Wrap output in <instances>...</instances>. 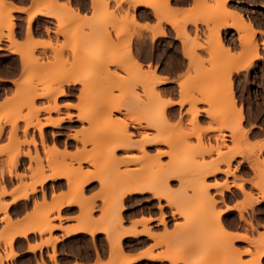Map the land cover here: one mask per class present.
I'll return each instance as SVG.
<instances>
[{"label":"rangeland","instance_id":"rangeland-1","mask_svg":"<svg viewBox=\"0 0 264 264\" xmlns=\"http://www.w3.org/2000/svg\"><path fill=\"white\" fill-rule=\"evenodd\" d=\"M130 1L135 2L133 0H92L91 16L81 18L78 17L79 15L71 13L68 8V5H70L69 0L61 3L56 0H31L33 7L35 5L43 8L47 6V9L56 11L55 17L62 16V27L57 24L55 34L56 36H62L63 40L53 44L51 40L43 43L42 41H37L38 39L36 38L37 42L35 41L34 43L26 36L24 43L21 46H16V49L21 50L26 57L25 63L36 59L37 63L35 62L36 64L34 63L33 65L38 68V71L35 74L28 75L26 74L27 64L26 67L23 65L21 77L13 81V94L7 97L0 107V135L6 125L10 127L7 142L0 144V160L2 163L0 168V198L6 194L2 178L6 169L10 171L14 166L15 158L19 154L29 151L30 160H33L38 152L37 142L36 145L27 142L31 138L35 139L33 134L30 137L27 136L29 128L38 129L30 126L25 131L26 120L24 118L30 117L33 121L42 123L47 120L48 116L54 119L57 118L52 116L53 113L60 114L62 109L76 107L78 120L82 123H87V125L78 129H69L67 133H56L54 130L45 129V126L53 128L54 125L43 126L42 136L44 135L45 137L43 136L42 140L45 145L43 146L41 140L40 143L46 153V168L50 170V173L48 175L43 174L44 167L42 163L35 167L30 163L28 165L29 173H23L20 176L24 188L38 182V173H42L41 179H43L46 177L51 178L54 173H63L65 175V173H71L75 170L72 175H67L70 185H77L89 174H94L102 185L97 196L85 199L80 196L79 192L71 191L66 193L64 200H75L82 204L84 207L82 218L86 219L88 216L92 217L96 207V200L99 199L101 201L99 219L104 223L112 244L113 240L123 231L119 228L123 223V192L135 185L146 187L144 189H147V186H152L147 191H152L153 195L158 199L160 210L158 219L163 225V231L155 235V243L157 246L163 247L165 253L168 254L174 251H184H181L183 254L182 258L178 259L175 264L181 262L185 264L188 260L194 264H257L256 261H253L255 260L256 249L251 243L254 244L257 240L258 242L264 241V225L255 222L253 219V214L255 213L252 212L251 217H245L240 213V223L236 224V226L239 230L244 231L242 234H245L249 240L228 237L221 229L220 224H223L225 229H228L229 226H234V214H230L231 222H228V220L220 222L219 217H215L218 212L215 209V195L220 194L219 192L223 188L224 183H229L227 180L228 176L239 170V165L232 166L233 157L247 152L254 156L253 163H250V166L257 172L256 180L261 181L260 185V182L257 181L256 183L255 180L254 182L259 186L255 185V183H252V186L256 187L261 196L264 197V158L261 155V148L255 151L254 146L243 142L242 133L244 130L241 127V122L239 123V120H241L239 118L240 112L229 101L230 91L233 86L232 71L239 64L245 62L247 58L249 59L254 50H257L260 54L259 58H261V45L255 37V30L245 27L243 30H239L242 43L240 52L230 54L229 48H224L221 40L216 39V32L219 30L220 34L221 26L228 24V20L231 22L237 14L241 13L243 17L244 14L242 12L248 14L249 18L254 22L264 24V0H234L237 4L236 8L240 10V12L237 11V14L227 8L228 0L226 2H223V0H194L191 8L184 13L177 12L175 8V10L172 9V0L168 1L169 4L167 3L169 7L166 3L165 5L163 2L159 3L162 0H152L155 2L159 1L161 8L158 9V5L154 7V10L163 11L161 13L159 11L155 12L157 21L160 19L159 23H162L160 25L156 22L158 27H163V23H167L166 19H173L171 17L177 18L178 24L182 22V20L180 22V18L186 19V31L189 22L194 25L193 38L189 32H186L189 35V39L188 36L185 37L186 34L182 37L179 36V26L176 30L172 26L176 37L181 42L185 40L182 42V44L184 43L183 45L188 43V49L189 46L194 47L191 49L194 54L191 56L188 72L178 80V103L180 104V109L174 107L168 111L164 108L165 113L162 110L163 105L170 98H166V93L160 88L163 83L156 82L157 77L161 76L156 74L155 70L150 72L148 68H144L145 66L149 67V64H136L135 61H138V59H135L133 53H131V58L126 55L117 64L109 63L107 67H105V64L104 67H101L103 65L101 59H106V56L102 55L105 48L101 49L95 44H98L97 39L100 38L103 27L111 29L112 37L110 40L113 42L117 41L116 33L113 30H116L119 34L124 32L130 36V41L129 43L126 42V45H130L132 52V43L134 41L137 46L145 43L146 38L139 32L141 27L131 20V13L134 12L133 14H135L137 5L133 8V4ZM185 1L187 2L188 0ZM2 2L0 0V23L4 24L5 22L7 25H2L0 29H11L9 22H13L14 17L10 8ZM104 3L106 4L104 5ZM105 7H108L109 12ZM111 14L118 16L117 18L115 17L114 22L110 20ZM133 16L136 17L135 15ZM31 21L30 27L32 25L31 30L35 39L36 32L34 27L36 23L34 18ZM99 22H101L100 29ZM103 22L106 23V26ZM102 23L103 27L101 26ZM94 24L95 29L98 26L97 29L100 31L96 29L97 31L95 32V29H93ZM157 26L155 25V27ZM201 26L206 28L204 36H201ZM58 27L63 28L64 33H58ZM45 29L47 33L50 31L49 27ZM155 30L157 29L155 28ZM155 30L153 32H156ZM0 35L2 37L1 31ZM124 44L121 46H119L120 44L116 45L119 47L113 48L117 51L122 50L121 48L127 47ZM174 44L176 43L174 42ZM168 47L172 49L171 43H169ZM114 49L111 48L110 50ZM38 50L42 53L50 52L53 59H41ZM114 51H109V53L111 52L112 54ZM195 51L197 52L196 54ZM200 51L206 52L208 57H201ZM65 53H70L72 59H68L64 55ZM176 54H179L178 49ZM262 54L264 55V47ZM99 55L101 57H98ZM107 58H110V55ZM159 61L163 62V59H159ZM205 63H208V66H205ZM123 65H127V69H123ZM189 71H192V73ZM251 74L256 75L254 76L255 79H250ZM261 74H264V58L252 64V70L246 78L243 75L238 77V90H242L245 93L247 88L255 87L256 78H259ZM69 78H77L82 89L76 97L77 102L75 104L70 102L60 103L59 97L56 100V104L59 105V112L51 111V113H48L45 110H40L41 106L49 103L53 105V101H48L45 97L36 98L34 105L28 107L24 103L26 96L23 97V91H19V89H24L28 83H32L35 95L38 92H42L45 88H56L59 81ZM100 84H103V86H100ZM241 98L244 100V95ZM199 103L208 105L203 110L211 123L205 127L200 126L198 122L201 110ZM183 104L188 105L184 112L181 111ZM95 106L96 109L102 106L106 110L109 109V111L96 110L94 109ZM66 114L70 113L67 111ZM18 117H21V119H18ZM16 118L18 122L22 121L24 123L23 138L18 136V127L15 135L11 132L9 122ZM136 122L143 124L153 122L154 125L151 128L143 126L134 128L132 125L137 126ZM124 128H127L128 132L131 131L132 135L129 137L128 143L122 144L123 142H120L122 139L114 137L113 132L119 133L118 131ZM92 130L96 131L95 136L88 134ZM84 131L87 132L85 133ZM226 132L230 134V144H228ZM107 133L112 134L108 135ZM56 135H66L67 139L72 137L78 143L75 151L69 153L66 145L63 149H59L55 144L49 145L47 137H56ZM13 136L16 137L13 138ZM145 137H168L169 144L146 146L144 157V154L142 155L143 152L140 151L139 142ZM191 138H195V142L190 141ZM121 144L123 146L118 149L117 146L120 147ZM32 146L36 151L35 156L31 155ZM158 150H164L166 154L159 156V158H151L156 155ZM207 155L210 156L209 159H204V156ZM84 164H87L88 167H84ZM182 166H184V170H181V168L183 169ZM217 168L218 171L220 170L225 174L224 182L222 184L217 182L214 184L209 183L207 181L208 176L213 171L215 172ZM178 169L179 171H177ZM25 177L30 178L28 184L24 182ZM241 181L243 182V180ZM175 182H177L176 186ZM204 186L208 187V192L204 197L203 195L199 196L200 187ZM213 187H215L216 194L211 193ZM242 192L245 195V199L240 207H244L246 203L257 201L258 198L254 197L250 191H245L244 185ZM157 194H160V197H157ZM163 201L172 208V214L178 216L174 220L171 229H168L169 223L166 222ZM4 204L0 200V212H3L2 207ZM53 207L49 206L46 208L53 209ZM258 210L264 213V204ZM44 211L46 209L41 212L44 213ZM49 212L47 215L48 221L44 223L47 228L44 230H50L52 227L49 224ZM4 215L3 212L2 220L5 222V230H3V233L0 230V248L1 246H8V243L3 238V235L8 233L6 230L9 231L8 234L14 232L12 225ZM38 215L39 213H35L34 216L28 218L25 222V227H32L33 224L36 227ZM180 218H182L181 221H179ZM5 226L7 227L5 228ZM262 243L264 245V242ZM197 244H201V247L194 246ZM111 253L108 264H120L122 257L119 259L120 261L117 260L115 263H110ZM6 256L2 257V259L8 258L9 254ZM171 264L173 263L171 262ZM260 264H264V256Z\"/></svg>","mask_w":264,"mask_h":264},{"label":"crops","instance_id":"crops-1","mask_svg":"<svg viewBox=\"0 0 264 264\" xmlns=\"http://www.w3.org/2000/svg\"><path fill=\"white\" fill-rule=\"evenodd\" d=\"M4 5L10 8L14 17V30L16 46H21L27 36V13L30 8L33 7L31 0H3ZM58 3L65 2L66 0H56ZM75 11L79 10V16L81 18H87L91 16V2L92 0H69ZM173 8L179 10L180 13L186 12L191 8L194 0H172ZM234 0L227 1V8L232 11L240 10L236 8ZM235 6V7H234ZM253 9V8H252ZM55 11V10H54ZM143 11V12H142ZM147 11V12H146ZM182 11V12H181ZM56 12V11H55ZM54 12V13H55ZM243 18L246 21H250L253 29L255 30V37L258 43L261 45V58H255L253 63H256L259 59L264 58V24L254 22L249 18V15L242 12ZM40 13L34 17L36 38L39 42H47L51 40L53 44L63 40L62 36H56L55 30L57 28V20L55 14ZM136 20L139 24H146L148 28H140L139 32L146 38L145 43L137 46L133 45L134 58L140 60V63L145 65L149 64L150 72L156 71V74L166 80L165 83L160 85V88L166 93V98L169 97L173 100V103L167 106L169 111L172 108L180 109L178 103V80L183 77L189 70V64L191 57L185 53L187 48L182 44L180 39L176 37L173 27L168 23H163L165 29L164 35L156 36L152 38L153 27L156 25L157 18L154 14V10L151 7L138 5L135 9ZM83 16V17H82ZM247 18V19H246ZM221 26L220 28V40L224 48H229L230 54H237L240 52L242 43L240 39V31L230 24ZM38 26V27H37ZM46 27H49L50 31L46 32ZM38 31H37V30ZM11 30L10 28H1L2 37L0 38V107L7 97H10L14 92L13 81L18 80L22 75L23 70V56L22 51H12V41L6 36ZM87 30V29H86ZM187 32L190 36L194 34V25L189 22L187 25ZM206 28L201 26V36H204ZM174 42L176 44H174ZM171 43L172 49L168 47ZM184 46V47H183ZM185 48V49H184ZM178 49L179 54H176ZM201 57L207 58L208 55L204 51L199 52ZM38 54L41 59H53L50 52L42 53L38 50ZM68 59H72L70 53H65ZM163 59V62L159 61ZM208 66V63H205ZM252 70V65L239 70H233L231 79L233 81L232 92L235 99L236 108L241 107L242 119L241 127L244 130L242 133L243 142L247 145L254 146V150L257 151L261 148V155L264 158V74H261L259 78H256L255 87L247 88L245 93L242 90H238V77L241 75L246 76ZM192 73V71H189ZM256 75L251 74L250 79H255ZM67 92L66 96L60 97V103L70 102L75 104L77 102V95L82 87L79 83H70L64 86ZM244 95L245 99L241 97ZM187 104L181 106V111L184 112L187 108ZM240 106V107H239ZM208 105L206 103H199L200 114L198 122L200 126H208L211 121L206 115L203 109H206ZM72 114L71 118H65L59 125L45 126L46 130H54L56 133H67L69 129H78L82 126H86L87 123H82L78 120L76 107H69L68 109H62L60 114L53 113V117H59L67 113ZM213 125V124H212ZM22 121L18 122V136L23 138ZM10 127L6 125L3 132L0 135V144H5L8 140V132ZM34 135L38 152L35 153L34 147H31V155L35 156L33 160H30L28 155L19 154L15 158L14 166L9 171L6 169L5 175L2 178L3 186L6 191L0 200L7 204V214L9 215V223L12 225L15 233L11 247L14 252L11 257L3 258L0 264H108L111 252V239L106 232V227L100 218L101 201L96 200V207L93 211V217L85 220L86 222H79L84 214V207L78 201L66 202L64 197L66 193L70 191L79 192L83 198L91 199L99 193L102 185L98 180L88 181L80 186L74 188L68 183V177L63 173H58L55 178L46 177L41 183V174L38 173V182L35 185V190L29 192L27 196H21L20 194L25 191L20 176L25 173L28 174V165L31 163L33 167L39 166L41 163L44 167V175H48L50 170L46 168V153L41 147L40 137L38 130L29 128L28 137ZM227 139L230 144V134ZM190 141L195 142V138H191ZM49 145L55 144L59 149L66 148L69 153L75 151V147L78 144L72 137L66 138V135H56V137H47ZM210 156H204V159H209ZM61 158V157H59ZM253 154L244 153L242 155H236L233 157L232 166L239 165V170L234 174H230L227 178L228 189L223 190L222 194L215 193V187L211 189V193L216 194L215 209L221 211L219 213V219L221 221L228 220L231 222L230 214H234V226H229L228 230L233 233H243V230H239L236 224L240 223L239 215L243 214L245 217H251L252 212L255 222L264 225V213L258 210V208L264 204V197L261 196L256 187L252 186V183L257 178V172L250 166L253 163ZM31 161V162H30ZM0 160V168H1ZM88 167L87 164L83 165ZM264 166V165H263ZM225 174L220 170L216 171L208 176L209 183L222 184L225 180ZM243 180L245 191H250L254 197H257V201L246 203L244 207H240L245 199V195L241 189L232 184L233 181ZM23 181V180H22ZM25 183L30 182L29 177L24 178ZM177 182H175V186ZM80 187V188H79ZM1 201V202H2ZM63 202L58 209L53 208L49 212V224H52L50 230L40 231L43 229L44 223L37 221L36 227L34 224L32 227H25L26 220L35 213H40L44 208L49 206H55L58 203ZM124 209L122 210L123 223L119 227L120 230L133 231V233L125 234L121 237V244L123 248V257L129 256L132 261L129 264H171L170 259H154L147 256L164 254L165 249L161 246H157L155 243V235L163 231V225L159 222L158 216L160 210L158 207V199L153 195L152 191L133 192L124 195L123 197ZM165 208L166 222L169 223L168 229H171L174 224V220L178 216L172 214V208H170L165 201L162 202ZM4 212V211H3ZM3 212H0V230L5 225L2 220ZM5 214V212H4ZM94 218V220H92ZM182 218L179 219L181 221ZM16 227H13V224ZM24 224V225H23ZM18 225V229H17ZM22 225V226H21ZM27 228L25 234L19 231ZM105 230V231H104ZM10 252L9 246H1L0 254L4 257L5 253ZM122 257V258H123ZM124 259V258H123ZM134 259V260H133ZM121 263V262H120ZM178 264H183L178 263Z\"/></svg>","mask_w":264,"mask_h":264},{"label":"bare ground","instance_id":"bare-ground-1","mask_svg":"<svg viewBox=\"0 0 264 264\" xmlns=\"http://www.w3.org/2000/svg\"><path fill=\"white\" fill-rule=\"evenodd\" d=\"M3 1V0H2ZM122 1V0H121ZM133 1H135L134 3L132 2V1H130V2H132V4H133V8H134V6H138V5H142V6H146V7H151L153 10H154V7L155 6H158L159 5V7H158V9L160 8V4L159 3H164V5H165V3H166V5L169 7V3H168V1L169 0H165V1H161V2H155V1H152V0H133ZM227 0H223V2H226ZM71 1H69V3H70ZM2 3H4V1L2 2ZM156 3H157V5H156ZM168 3V4H167ZM106 3H104V5H105ZM108 4V3H107ZM121 4V3H120ZM131 4V3H130ZM129 4V5H130ZM65 5H66V3H65ZM118 5H119V3H118ZM132 6V5H131ZM47 7V6H46ZM45 6H44V8L43 7H38V6H36L35 5V7H32V8H30V10L28 11V15H27V21H26V25H27V33L26 34H28L27 36H28V38H29V40L31 41V42H34L35 43V41L37 40L36 39V37H35V39H34V37H33V35L34 34H32V30H31V27H32V25H31V27H30V23L32 22L31 20L37 15V14H40V13H44L45 12V14H47V13H51V14H55L56 12L53 10H49V8L47 9ZM68 8H69V10L71 11V13H73V15H79V10L78 11H75L74 9H73V7H72V5H68ZM106 8V7H105ZM136 8V7H135ZM107 10H108V7L106 8ZM154 10V14H155V12H158L159 11V13H161V11L162 10ZM161 9V8H160ZM172 9H174L173 8V5H172ZM175 10V9H174ZM177 10V9H176ZM134 11V10H133ZM55 12V13H54ZM108 12H109V10H108ZM111 12V11H110ZM143 12V11H142ZM147 12V11H146ZM163 12V11H162ZM177 12H179V10H177ZM182 12V11H181ZM134 13V12H133ZM133 13H131V15H132V18H131V20L132 21H134V22H136V24L137 25H139V27H141V28H148V26H146V24H138L139 22H138V20L136 21V17H134L133 15H136V14H133ZM183 13V12H182ZM235 14H237L238 12L237 11H235L234 12ZM50 14V15H51ZM110 14V13H109ZM128 14V13H127ZM56 15V14H55ZM112 15V17H111V21L112 22H114L115 21V17L117 18L118 16H116V15H114L113 16V14H111ZM126 15V14H125ZM124 15V16H125ZM241 15V13H239V14H237L236 15V17L234 18V19H232V21L230 22V24L232 25V26H235L238 30H243L245 27L247 28V27H249L250 29H252L253 27H252V24H251V22L250 21H246L243 17H242V15ZM157 16H158V13H157ZM0 17H1V15H0ZM77 17V16H76ZM78 17H80V16H78ZM83 17V16H82ZM56 18H57V24L58 25H61V23L63 22V19H62V16H56ZM167 18H169V17H167ZM171 18H173L172 20H169V19H166L167 20V23H170V25L171 26H173V27H175V30H176V28L179 26V28H181V29H179L178 28V30H180V32H178L179 33V36H184L185 34H186V29H185V24H186V19L184 20V18H180V22H181V20H182V22L181 23H179L178 24V22L176 21L177 20V18L175 19L174 17H171ZM247 19V18H246ZM165 20V21H166ZM108 21H109V19H108ZM110 21V22H111ZM1 22V21H0ZM111 22V23H112ZM160 22V19H158V21H157V23H159ZM104 23V22H103ZM103 23H102V27L105 25L106 26V23H104V25H103ZM108 23V22H107ZM156 23V26L158 25ZM193 23H195V21H193ZM96 24V23H95ZM95 24H94V28L93 29H95ZM100 24H101V22H99V29L101 28L100 27ZM110 24V23H109ZM160 25L162 24V23H159ZM2 25H7V23H5L4 22V24H1L0 23V27H2ZM15 24H14V21L12 22V21H10L9 22V26L11 27V30H9V32H8V34L6 35L7 37H8V39L9 40H11L12 41V46H11V50L12 51H17V49H16V40H15V35H14V30H12V28H13V26H14ZM110 25H112V24H110ZM97 26V25H96ZM107 26H108V24H107ZM181 26V27H180ZM38 27V26H37ZM61 27H62V25H61ZM98 27V26H97ZM97 27H96V29H97ZM104 29H103V31H102V29H101V31H102V33H100L101 34V36H100V38L99 39H97V41H98V44L96 43L95 44V46L97 45V47H101V49H104L103 50V53H102V55L105 57L106 56V59H101V61L103 62V65H101V67H104V64L106 65L105 67H107L108 65H109V63L110 64H117V63H119V61L121 60V58L122 57H124V56H126V55H129L130 56V58L132 57L131 56V53H133L132 52V48L130 47V45H126L127 43L126 42H128L129 43V41H130V36H128V35H126V33H121V34H119V33H117L116 32V30H113L116 34V38H117V41L116 42H113V41H111L110 40V38L112 37V33H111V29L109 30L108 28H106V27H103ZM154 29L153 30H155V28L157 29V30H155L156 32H153L152 31V38L155 36V35H164L165 34V29H163V27H153ZM58 33H64L63 32V28H60V27H58ZM60 29H61V31H60ZM95 29V32L97 31V30H99V29H97L96 30ZM37 30V29H36ZM177 30V31H178ZM253 30V29H252ZM38 31V30H37ZM100 31V30H99ZM114 32H113V34H114ZM177 33V34H178ZM252 33H254V31H252ZM216 34H217V37H216V39H218V40H220L219 38H220V34H219V30H217V32H216ZM88 35V34H87ZM251 35H253V34H251ZM188 36V39H189V35H185V37H187ZM0 37H1V35H0ZM156 37V36H155ZM192 37V36H191ZM194 37V36H193ZM192 37V38H193ZM154 39V38H153ZM185 39V38H184ZM28 40V42L30 43V41ZM183 40V39H182ZM38 41V40H37ZM36 41V42H37ZM185 41V40H184ZM184 41H182V42H184ZM27 42V41H26ZM27 42V43H28ZM121 42H123V43H125L124 45H126L127 47H123V48H121L122 50H115L113 47H119V46H121V45H123V43H121ZM186 43V42H185ZM120 44V45H119ZM184 44V43H183ZM116 45H119V46H116ZM197 45V44H196ZM198 45H200L201 46V44H199L198 43ZM185 46L187 47L186 49H185V53L187 54V55H189L190 57L191 56H193L192 54H194V51L193 50H191L192 48H194V47H190L189 46V49H188V43H187V45L185 44ZM104 47V48H103ZM184 47V46H183ZM96 48V47H95ZM114 49V50H110V49ZM191 50V51H190ZM109 51H114L112 54H111V52L109 53ZM109 53V54H108ZM197 52L195 51V54H196ZM110 55V58H107L108 56ZM24 56V55H23ZM260 56V54L257 52V50H254V53L253 54H251V57H249V59L247 58V60H245V62H243V63H241V64H239L236 68H235V70H239V69H242V68H246V67H249L250 65H252V63H253V60H255V58H258ZM98 57H101V55H99ZM134 57V56H133ZM136 59V58H135ZM96 61V60H95ZM37 63V61H36V59H35V61H30V62H26L25 63V59H23V65L26 67V64H27V72H26V74H28V75H31V74H35V73H37V71H38V68H36L33 64L34 63ZM99 62V61H98ZM138 62H140V60L139 61H135V63L136 64H138V65H140L141 63H138ZM35 63V64H36ZM99 64V63H98ZM108 64V65H107ZM35 67V68H34ZM127 65H123V69H127ZM36 70V71H35ZM156 82L157 83H165L166 82V80L164 79V78H162V77H157V80H156ZM59 84H58V86H56V88L54 87H50V88H45L42 92H38L37 94H35L34 95V85L32 84V83H28V85L26 86L25 85V87H24V89H19V91L21 92V91H23V93H22V95H24L23 97H25V99L26 100H24L25 102V104L28 106V107H32L33 105H34V102H35V99L36 98H38V97H45L46 99H48V101H53V105L51 104V103H49V104H47V105H45V106H41L40 107V110L42 109V110H45V112L47 111L48 113H51V111H55V112H59V105H57L56 103V100L59 98V97H63V96H66L67 95V92L65 91V89H64V84H70V83H79V80L77 79V78H69V79H62L61 81H59L58 82ZM103 86V84H100V86ZM50 86V85H49ZM105 86V85H104ZM35 87H36V85H35ZM48 87V86H47ZM100 88H102V87H100ZM32 91H33V95H32ZM230 100L229 101H231V103L230 104H232V105H234L235 106V99H234V96H233V92H232V90L230 91ZM21 96V95H20ZM20 98V97H19ZM22 98V97H21ZM11 100V99H10ZM19 100V99H18ZM15 101V100H14ZM20 101V100H19ZM13 102V101H12ZM173 103V100H167L165 103H164V105H163V112L165 113V111H164V108H167V106H169L170 104H172ZM180 103H182V102H180ZM97 106V105H96ZM96 106H95V108L94 109H96ZM101 108H97L96 110H99V111H102V112H105V110H106V108H104V107H102V106H100ZM240 107V106H239ZM233 108V107H232ZM231 108V109H232ZM108 111H109V109H107ZM106 110V111H107ZM238 110H239V112H240V116H239V118L240 119H242V113H241V107L240 108H238ZM107 111V112H108ZM110 112H111V110H110ZM234 112V111H233ZM163 114V113H162ZM71 114H66L65 116H59V117H57V118H51L50 116H48L47 117V120L46 121H44V122H42V123H40L39 121H33V119L32 118H30V117H27V118H24L25 120H26V124H25V131L27 130V128L28 127H30V126H33V127H36L37 129H38V132H39V137H40V140H41V143L43 144V146L45 145L44 144V141L42 140V137L44 136H42V128H43V126H45V125H54V126H57V125H59L60 124V122L61 121H63L65 118H71ZM164 116V115H163ZM165 116H166V114H165ZM164 116V117H165ZM23 118V117H22ZM18 119H21V117H18ZM18 119L16 118V119H13L11 122H9L10 123V125H11V132H12V134H16V130H17V125H18ZM66 120V119H65ZM241 122V120H239V123ZM8 123V124H9ZM136 124H137V126L136 125H132L134 128H137V127H141V126H143V127H147V128H151V127H153V122H148V124L146 123V124H143V123H141V122H136ZM1 126V125H0ZM95 127V126H94ZM1 129V128H0ZM44 129V128H43ZM96 130V129H95ZM88 131V130H87ZM86 131V132H87ZM85 132V131H84ZM85 132V133H86ZM91 133H88V134H90L91 136H95L96 135V131H94V130H92V131H90ZM119 133H114L113 132V136L114 137H118V138H120V139H122V141H120V142H123L122 144H124V143H128V141H129V137L132 135L131 133V131L130 132H128L127 131V128H124V129H122V130H119L118 131ZM83 133V132H82ZM85 133H84V135H85ZM102 134V133H101ZM108 134V133H107ZM109 134H112V133H109ZM108 134V135H109ZM83 135V134H82ZM105 135V134H104ZM11 136V135H10ZM88 136V135H87ZM107 136V135H106ZM112 136V135H111ZM16 137V136H15ZM14 136H13V138H15ZM45 137V136H44ZM44 139V138H43ZM14 141L16 142V140L14 139ZM13 141V142H14ZM28 143H32L33 145H36V141H35V139L34 138H31L30 140H28L27 141ZM15 144V143H14ZM121 144V146L120 147H118L117 146V148L119 149V148H121L123 145ZM159 144H161V145H168L169 144V138L168 137H159V138H150V137H145V139H141L140 140V142H139V147H140V151H142L143 153H142V155L145 157V147L146 146H153V145H159ZM126 145V144H125ZM2 148H4V147H2ZM7 152V151H6ZM36 152V151H35ZM223 153V152H222ZM17 154V153H16ZM164 154H166V151H164V150H158L157 151V153H156V155H154V156H152L151 158H159V156H161V155H164ZM18 155V154H17ZM24 155H30V152L28 151V152H26V153H24ZM16 157V156H15ZM183 167V169L181 168V170H184V166H182ZM260 167V166H259ZM216 168V167H215ZM262 168V167H261ZM180 170V171H181ZM177 171H179V169L177 170ZM216 171H218V168L217 169H215V172ZM64 172V171H63ZM74 172H75V170H74ZM74 172H71V173H65V175L64 176H67L68 174H70V175H72ZM264 172V171H263ZM262 172V173H263ZM211 173H212V170H211ZM213 173H214V171H213ZM60 174V173H59ZM58 174L57 173H54L53 175H52V177L51 178H55L56 176H57ZM45 178H43V179H40V181H39V183H41L43 180H44ZM97 178H95V176H94V174L93 175H88L84 180H82L81 182H79L77 185L75 184V185H71V187L72 188H74V187H76V186H80V187H82L81 185L82 184H84V183H86V182H88V181H93V180H96ZM257 181L258 180H256L255 182L257 183ZM255 182H253V184L255 183ZM258 182H260L259 184L261 185V181H258ZM255 183V185H258V184H256ZM232 184H234V185H236L239 189H241V190H243V182L242 181H233L232 182ZM35 185L36 184H34V183H32V184H30V186H28L27 188H25V191L23 192V193H21L20 195L21 196H27L28 195V193L29 192H32V191H34L35 190ZM142 185V184H141ZM263 185V184H262ZM230 185L229 184H226V183H224L223 184V188L221 189V191L219 192L220 194H222L223 193V190H225V189H228V187H229ZM259 186V185H258ZM79 187V188H80ZM144 188H146V187H142V186H139V185H135V186H132V187H129V188H127L126 190H125V192H123V195H126V194H128V193H133V192H141V191H143V190H148V189H151L152 188V186H147V189H144ZM200 189L201 190H199V196H201V195H203V197H204V195H206L207 194V192H208V187L207 186H204V187H200ZM157 191V190H156ZM71 192V191H70ZM80 192V191H79ZM157 193H158V191H157ZM160 193V192H159ZM161 194V193H160ZM160 194H157L156 196L157 197H160ZM87 199V198H86ZM201 199V198H200ZM204 199V198H203ZM197 200H199V199H197ZM2 201V200H1ZM66 202L68 201V202H71V201H74V200H65ZM3 202V201H2ZM63 202H60V203H58L57 205H55L53 208H56V209H58L59 207H60V205L62 204ZM2 207V206H1ZM185 207V206H184ZM3 208V211L5 212V215H4V217L7 219V220H9V215L7 214V211H6V209H7V204H4V206L2 207ZM46 209V211H44V213H42V212H40L39 213V215H38V220L40 221V223H45L46 221H48V218H47V215H48V212L50 211L51 212V210H53V209H47V208H44V210ZM43 211V210H42ZM221 211H218L217 212V214H215V217L216 218H218V217H220L219 216V214L218 213H220ZM89 217L90 218H92L91 216H88L86 219L85 218H82L81 219V221H79V222H86L85 220H87V219H89ZM6 220V221H7ZM92 220H94V218L92 219ZM10 221V220H9ZM34 221V220H33ZM218 221V220H217ZM31 222V221H30ZM83 222V223H84ZM220 222H221V220H220ZM25 223V222H24ZM29 223V222H28ZM28 223H26V224H28ZM13 224V223H12ZM10 225V224H9ZM24 225V224H23ZM32 225V224H31ZM52 225V224H51ZM8 226V225H7ZM7 226H5V228L7 227ZM22 226V225H21ZM13 227H15L14 226V224H13ZM220 227H221V229L228 235V237H232V238H234V239H247L248 237L245 235V234H242V233H240V232H237V233H233L232 231H229L228 229H225V227L223 226V224H220ZM16 228V227H15ZM45 228H47L46 227V224H44L43 225V229H40V231H44V229ZM52 228V227H51ZM4 229V228H3ZM17 229H18V225H17ZM2 230V229H1ZM5 230V229H4ZM8 233H9V231L8 230H6ZM105 231V230H104ZM20 233H23V234H25L26 232H27V228L25 229L24 228V230H22V231H19ZM3 233V232H2ZM4 233H5V231H4ZM7 233V235H3V238L6 240V242L8 243V246H9V248H10V252L9 253H5V255L4 256H6L7 254H9V257H11L12 255H13V251H12V247H11V243H12V239H13V237H14V235H15V233H17V232H13V233H11V234H8ZM128 233H133V231H128V230H123V231H121L120 233H119V235H118V237L115 239V240H113V242H112V248H111V260H110V263H115L117 260H119L121 257H123L122 255H123V248H122V244H121V237L123 236V235H125V234H128ZM225 235V234H224ZM231 238V239H232ZM263 238V237H262ZM262 238H260V239H262ZM110 239V238H109ZM247 240H249V239H247ZM264 240V239H263ZM256 241V240H255ZM262 242H264V241H262ZM262 242H258V240H257V242L256 243H251L254 247H255V249H256V252H255V260H253V261H256V263L257 264H260L261 263V260H262V257L264 256V245H262L263 243ZM195 244V243H194ZM194 246H200L201 247V244L200 245H194ZM196 248V247H195ZM248 250V249H247ZM182 250H180V252H170L169 254L168 253H165L164 251L162 252V253H164V254H157V255H151V253H148L147 254V256H150L151 258H154V259H163V258H167V259H170V262H172L173 264H175L176 263V261L178 260V259H181L182 258V252H184V251H182ZM7 252V251H6ZM7 257V256H6ZM124 258V259H123ZM123 258H121L122 260L120 261L121 263L120 264H129L131 261H132V258H130L129 256L126 258V256L125 257H123ZM253 258V259H254ZM0 260H2V256H0ZM134 260V259H133ZM190 260H188L185 264H194L193 262H189Z\"/></svg>","mask_w":264,"mask_h":264}]
</instances>
